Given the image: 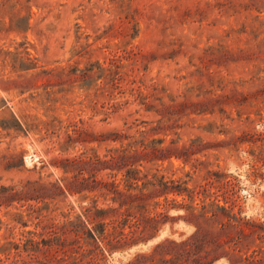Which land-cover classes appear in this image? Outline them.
<instances>
[{"label": "rangeland", "instance_id": "obj_1", "mask_svg": "<svg viewBox=\"0 0 264 264\" xmlns=\"http://www.w3.org/2000/svg\"><path fill=\"white\" fill-rule=\"evenodd\" d=\"M191 139L193 153L182 148ZM124 146L139 168L189 186L212 170L203 191L218 216L201 220L196 242L221 244L210 264H264V0H0V244L96 216L99 181L116 173ZM192 231L178 218L149 245L82 247L88 264H127ZM46 253L56 264L61 251L11 250L0 264Z\"/></svg>", "mask_w": 264, "mask_h": 264}, {"label": "trees", "instance_id": "obj_2", "mask_svg": "<svg viewBox=\"0 0 264 264\" xmlns=\"http://www.w3.org/2000/svg\"><path fill=\"white\" fill-rule=\"evenodd\" d=\"M126 128L135 125V121H125ZM147 128L138 129L142 136V143L147 147L144 138L148 133ZM116 135L128 136L125 131L116 130ZM196 139H191L189 144H184L183 149L193 153ZM130 146L131 143L129 142ZM161 151H167L166 157L172 155L170 147H159ZM137 151H131L128 146L116 148V173L109 174L110 177L103 178L99 181L100 195L102 198V206L95 209L96 216H88L85 214L84 220L80 216L65 219L54 232L45 237L34 238V231H29L30 235L19 238L17 241L9 240L0 244V261L4 262L9 258V253L14 250V254L20 250L32 249L40 250L42 246H54L56 250L61 251L60 256H55L56 264H88L90 259H86L89 250H84L83 243H89L90 238L105 239L111 248H122L129 245L144 242L158 234L161 226L166 224L172 225L178 218L185 223L193 226V231L186 237L179 240L168 239L163 237L154 243L149 252L137 253L127 264H136L139 262H151L152 264H180L183 263L184 256H191L195 264H210L212 258L210 252L217 249L221 244L216 242L215 247L210 248L205 243L198 244L196 238L201 235V220H212L218 216L213 209V200L204 194L205 185L209 182V174L212 170L207 169V175L204 177V183H197L189 186L186 178H175L165 173H159L158 170L152 171L148 168H139L135 164ZM179 155V154H173ZM198 159V158H196ZM111 157L103 161L108 163L114 161ZM110 167V166H109ZM113 169V168H111ZM187 175H190L187 172ZM191 177V176H190ZM60 192L62 188L58 186ZM80 189V188H79ZM78 189V190H79ZM181 195L183 200L187 202H178L176 197ZM162 196V201H153L154 206L161 205L158 210L149 208V199ZM198 197L197 201L200 205L198 211L192 202ZM91 206H94L91 205ZM170 207H185L188 209L187 214H179L178 216H170L168 211ZM92 207H87L90 211ZM221 211H225L224 205L220 206ZM90 224L85 228V223ZM169 254L170 256H167ZM46 258H36L35 264H54L48 253ZM157 258V259H155ZM16 260H12L10 264H16ZM29 262H27L28 264ZM3 264V263H2ZM26 264V262H24ZM93 264H99L96 259Z\"/></svg>", "mask_w": 264, "mask_h": 264}, {"label": "water", "instance_id": "obj_3", "mask_svg": "<svg viewBox=\"0 0 264 264\" xmlns=\"http://www.w3.org/2000/svg\"><path fill=\"white\" fill-rule=\"evenodd\" d=\"M158 235H160V232H159L156 236H158ZM156 236H154V237H152V238H150V239H148V240L142 242L141 244H143V245H149V244H151V243H150V240H152V239L155 238ZM137 245H139V244H135V246H137Z\"/></svg>", "mask_w": 264, "mask_h": 264}, {"label": "bare ground", "instance_id": "obj_4", "mask_svg": "<svg viewBox=\"0 0 264 264\" xmlns=\"http://www.w3.org/2000/svg\"><path fill=\"white\" fill-rule=\"evenodd\" d=\"M27 159H29V156L26 157ZM164 234V233H163ZM163 234H161L160 236H157L156 238H153L152 240H150V243H152L154 240L160 238Z\"/></svg>", "mask_w": 264, "mask_h": 264}]
</instances>
